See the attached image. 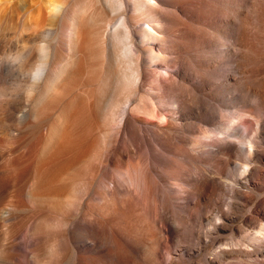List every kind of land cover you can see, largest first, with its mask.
I'll use <instances>...</instances> for the list:
<instances>
[{
  "label": "bare ground",
  "instance_id": "6f19581e",
  "mask_svg": "<svg viewBox=\"0 0 264 264\" xmlns=\"http://www.w3.org/2000/svg\"><path fill=\"white\" fill-rule=\"evenodd\" d=\"M260 146L264 0H0V264H259Z\"/></svg>",
  "mask_w": 264,
  "mask_h": 264
},
{
  "label": "rangeland",
  "instance_id": "374dc122",
  "mask_svg": "<svg viewBox=\"0 0 264 264\" xmlns=\"http://www.w3.org/2000/svg\"><path fill=\"white\" fill-rule=\"evenodd\" d=\"M38 1H41V0H38ZM246 126H248V124L243 125L244 128L250 129L249 126L248 127H246ZM209 141L211 143H213V145H216V146L221 145V144H225L222 140H220L217 137L210 138ZM259 153H260V155H262L264 157V146L259 147ZM260 169H261L260 165L256 164L255 170L258 172H255V174L256 173L258 174L261 171ZM252 181L254 184H256L254 187L255 189H253V188L252 189L240 188V193H241L240 195H242L241 198L244 199L245 197H247L245 199H248V202H247V204L244 205V204H242V202H240L241 200L240 201L236 200L238 203L242 204L241 210L239 209V211L237 210L236 212H234L232 214V219L228 222L229 229H235V228H238L239 226L241 227L245 223L244 221H247V220L252 219L254 217L255 212L264 214V206H263L264 205V182L262 183L260 180H257V175L253 176ZM235 188H237V187L234 185H231V187H229L228 190H229V192H231ZM229 201H233V200L231 198H229ZM258 206L260 207V209L258 208ZM208 243H209L208 241H205L202 244V247H201L202 253H206V251H208V250H209V252L211 251L210 245ZM234 247H235L234 249L236 250V252L238 251V252L243 253V250H245L244 253L248 254L249 256H247V258L242 257V256L241 257H235L231 260L234 261L235 259H238V260L249 259V260H253L259 264H264V238L260 239L256 243H254L253 246H249L247 248L244 246H241V248H239L237 246H234ZM240 250H242V251H240ZM195 260H196V258H193L191 260V262L194 263Z\"/></svg>",
  "mask_w": 264,
  "mask_h": 264
}]
</instances>
